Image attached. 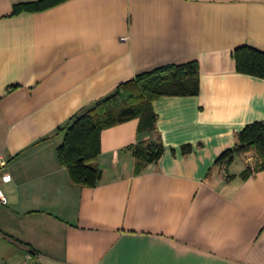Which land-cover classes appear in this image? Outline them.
Listing matches in <instances>:
<instances>
[{"label":"crops","instance_id":"crops-1","mask_svg":"<svg viewBox=\"0 0 264 264\" xmlns=\"http://www.w3.org/2000/svg\"><path fill=\"white\" fill-rule=\"evenodd\" d=\"M0 0V205L5 264H264V171L254 151L219 158L264 122V80L237 72L235 50L264 52V0ZM198 62L200 93L153 103L101 134L96 187L58 158L73 118L137 75ZM162 142L135 174L129 147ZM192 145L191 154L182 147ZM252 152L255 155H252ZM228 177H233L228 179Z\"/></svg>","mask_w":264,"mask_h":264},{"label":"trees","instance_id":"trees-1","mask_svg":"<svg viewBox=\"0 0 264 264\" xmlns=\"http://www.w3.org/2000/svg\"><path fill=\"white\" fill-rule=\"evenodd\" d=\"M67 0H43L30 5H19L15 13L42 11ZM237 72L241 75L264 80V52L251 46L235 50ZM200 93V66L194 61L183 65H169L137 75L121 84L108 97L73 118L72 124L63 129L64 141L58 148L60 163L69 171L71 182L80 187H96L102 172L94 164L101 154L103 131L132 120H139V134L156 130L157 115L153 103L161 98L195 97ZM136 160L135 174L157 163L165 152L163 143L140 142L128 148ZM192 145L182 147L184 155L191 154ZM254 151L258 157L255 166L248 167L241 175L247 180L253 174L264 171V122L247 125L237 134V144L218 160L227 169L235 157ZM233 177H228L232 179Z\"/></svg>","mask_w":264,"mask_h":264},{"label":"built area","instance_id":"built-area-1","mask_svg":"<svg viewBox=\"0 0 264 264\" xmlns=\"http://www.w3.org/2000/svg\"><path fill=\"white\" fill-rule=\"evenodd\" d=\"M11 181V175L6 172V164L2 158H0V205L6 206L8 199L3 189V184ZM0 264H5L0 258Z\"/></svg>","mask_w":264,"mask_h":264},{"label":"rangeland","instance_id":"rangeland-1","mask_svg":"<svg viewBox=\"0 0 264 264\" xmlns=\"http://www.w3.org/2000/svg\"><path fill=\"white\" fill-rule=\"evenodd\" d=\"M252 155H255V153H254V152H252Z\"/></svg>","mask_w":264,"mask_h":264}]
</instances>
